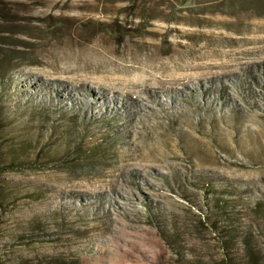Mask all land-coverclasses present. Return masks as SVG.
<instances>
[{
    "label": "rangeland",
    "instance_id": "rangeland-1",
    "mask_svg": "<svg viewBox=\"0 0 264 264\" xmlns=\"http://www.w3.org/2000/svg\"><path fill=\"white\" fill-rule=\"evenodd\" d=\"M1 1L0 264H264V0ZM83 52L193 83L115 115L30 99L37 60Z\"/></svg>",
    "mask_w": 264,
    "mask_h": 264
},
{
    "label": "bare ground",
    "instance_id": "bare-ground-1",
    "mask_svg": "<svg viewBox=\"0 0 264 264\" xmlns=\"http://www.w3.org/2000/svg\"><path fill=\"white\" fill-rule=\"evenodd\" d=\"M40 63H44L48 69L43 70L49 78L44 77L43 74L37 75L36 79L38 81H32L33 90L30 95V99L39 97L40 99H46L51 104L56 107H73L79 105L83 113H87V110L100 108L99 105L104 107H109L110 112L115 114H120V106L126 111L129 110L127 104H132L136 107L144 106V96L155 101L156 103H161L159 99L161 93H170L173 91L180 92L185 91L187 87H191L192 80L183 81L187 78H181L174 76L172 74L166 75L170 70L167 66H160L155 64H147L145 67L140 65L132 66H108L102 62H99L94 55L83 52V53H67L62 55H57L53 59H39ZM181 68H187L185 66H180ZM139 71L135 76L132 75L133 72ZM28 73H32L29 71ZM98 75L93 77V75ZM67 77L72 83L78 87L81 81H89L94 87L90 88V91L85 94L80 93V96L74 95L73 90L65 89L63 87L61 79L54 78L57 77ZM34 78V77H31ZM57 86V91H52L53 86ZM182 86V88H180ZM81 87V85H80ZM64 88V89H63ZM100 89H108L110 91H100ZM127 89V90H125ZM61 97V93H65ZM43 91H47L44 94ZM207 91V90H204ZM59 92V94H56ZM132 92H137V100H133L130 96ZM53 93L56 94L53 96ZM123 98H120L122 97ZM123 99V102L119 100ZM160 101V102H159ZM92 102V105L90 104ZM127 103V104H126ZM120 104V106H119ZM86 107V108H85ZM97 107V108H96ZM142 108V107H141ZM261 108V107H260ZM141 111H143L141 109ZM140 111V112H141ZM139 112H137L138 114ZM93 115V112L90 113ZM262 114L255 113L252 116V120L257 117H262ZM255 123V121H253ZM94 188L101 190L103 195L107 191L104 188V184L100 183L99 186H94Z\"/></svg>",
    "mask_w": 264,
    "mask_h": 264
},
{
    "label": "trees",
    "instance_id": "trees-1",
    "mask_svg": "<svg viewBox=\"0 0 264 264\" xmlns=\"http://www.w3.org/2000/svg\"><path fill=\"white\" fill-rule=\"evenodd\" d=\"M13 9L9 8L4 1L0 0V19H9L10 17H14Z\"/></svg>",
    "mask_w": 264,
    "mask_h": 264
}]
</instances>
